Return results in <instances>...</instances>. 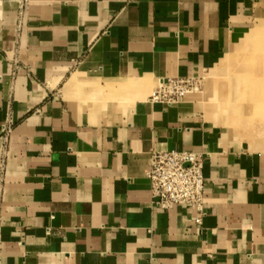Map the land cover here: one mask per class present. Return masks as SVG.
I'll list each match as a JSON object with an SVG mask.
<instances>
[{"label":"crops","instance_id":"0c3cea01","mask_svg":"<svg viewBox=\"0 0 264 264\" xmlns=\"http://www.w3.org/2000/svg\"><path fill=\"white\" fill-rule=\"evenodd\" d=\"M258 15L257 0H0V264H264V155L191 94L150 101L214 70ZM169 151L204 155L200 226L152 205L151 155Z\"/></svg>","mask_w":264,"mask_h":264},{"label":"rangeland","instance_id":"374dc122","mask_svg":"<svg viewBox=\"0 0 264 264\" xmlns=\"http://www.w3.org/2000/svg\"><path fill=\"white\" fill-rule=\"evenodd\" d=\"M257 3L259 15L248 32L250 34L242 42H238L214 70L195 79L197 87L190 94L195 97L203 109L205 108L204 113L209 106L211 116L216 117L213 121L224 127L229 138L252 152L264 155V106L261 102L255 103L248 96H251V93L255 91L258 94L260 91L259 88L254 87L256 81L259 83L264 81V0H257ZM252 56V62L246 61ZM246 66L251 70L254 69L247 76V83L250 86L248 85L245 89L239 87L246 92L244 98L232 101L234 98L231 96L224 97L231 91H238L234 85L241 82L242 74L246 72ZM223 97H228V103L223 102ZM242 117L249 118V123L245 127L234 124V121H238Z\"/></svg>","mask_w":264,"mask_h":264},{"label":"built area","instance_id":"2783aa9c","mask_svg":"<svg viewBox=\"0 0 264 264\" xmlns=\"http://www.w3.org/2000/svg\"><path fill=\"white\" fill-rule=\"evenodd\" d=\"M26 4L27 0H20V13L25 10ZM196 87L195 79L161 81L150 101L165 107L176 106ZM13 128L14 123L8 117L0 129V143L4 150L7 149ZM203 169V154L177 151L152 153L146 174L152 205L165 212L177 207L190 209L195 214V225L200 226L206 216Z\"/></svg>","mask_w":264,"mask_h":264},{"label":"bare ground","instance_id":"6f19581e","mask_svg":"<svg viewBox=\"0 0 264 264\" xmlns=\"http://www.w3.org/2000/svg\"><path fill=\"white\" fill-rule=\"evenodd\" d=\"M252 60H253V56L251 57V58H249V59H247L246 61H248V62H252ZM254 62V61H253ZM261 63V62H260ZM259 63V64H260ZM250 64V63H249ZM248 64V65H249ZM262 64V63H261ZM260 64V65H261ZM258 65V64H257ZM263 67V66H262ZM246 68V72L245 73H243L242 74V79L240 80L241 82L240 83H238V84H236V85H234V87H236V89H238V91L236 92V91H234V92H229V93H227V95H225L224 97H226V96H231L232 98H234V99H232V101H236V100H239V99H243L244 98V96H245V94H246V92L243 90V89H245V88H247V86L249 85L247 82H248V80H247V76H249L250 75V73L249 72H251L254 68H252V70L248 67V66H246L245 67ZM257 68V67H256ZM249 69V70H248ZM258 70V69H257ZM255 71H256V69H255ZM256 74H257V72H256ZM260 75V74H259ZM260 77V76H259ZM258 77V78H259ZM255 78H257V77H255ZM253 83V82H252ZM250 86V85H249ZM253 86V85H252ZM239 87H243V89H240ZM254 87L255 88H259L260 89V91H258V94L256 93V91L255 92H253V93H251V96L250 95H248L249 96V98H251L255 103H260L261 102V104L263 103V106H264V81H261L260 83L258 82V81H256V83L254 84ZM233 89V88H232ZM251 91V90H250ZM250 91H249V93H250ZM223 95H224V93H223ZM247 96V97H248ZM223 97V102L226 104V102L228 103V100L229 99H227V98H224ZM225 100V101H224ZM227 100V101H226ZM250 101V100H249ZM250 103H252L251 101H250ZM251 105V104H250ZM249 123V118H239L238 119V121H234V124H238L239 126H243V127H245L247 124ZM264 126V125H263ZM262 130V129H261Z\"/></svg>","mask_w":264,"mask_h":264}]
</instances>
